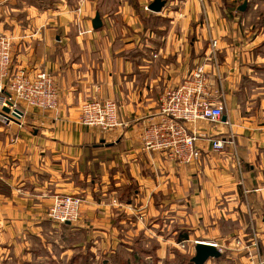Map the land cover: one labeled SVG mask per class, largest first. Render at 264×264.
Returning <instances> with one entry per match:
<instances>
[{
    "label": "crops",
    "instance_id": "0c3cea01",
    "mask_svg": "<svg viewBox=\"0 0 264 264\" xmlns=\"http://www.w3.org/2000/svg\"><path fill=\"white\" fill-rule=\"evenodd\" d=\"M152 1L0 0L11 69L45 70L59 93L55 110L0 121V264L82 254L170 264L185 241L187 264L194 242L221 248L204 264H264V0H165L160 12ZM212 41L218 66L206 82L223 115L184 125L201 135L199 160L144 150L158 96L189 78ZM90 100L114 101L124 126L80 125ZM217 139L228 143L216 152ZM56 194L82 199L76 222L47 219Z\"/></svg>",
    "mask_w": 264,
    "mask_h": 264
},
{
    "label": "built area",
    "instance_id": "2783aa9c",
    "mask_svg": "<svg viewBox=\"0 0 264 264\" xmlns=\"http://www.w3.org/2000/svg\"><path fill=\"white\" fill-rule=\"evenodd\" d=\"M216 41L210 44V53L178 86L163 91L158 96L157 120L145 127L141 143L149 152H161L180 165L192 164L199 160L200 152L196 141L201 135L188 131L185 124L205 121L216 124L223 115V106L212 100L207 88V66L217 67L215 55ZM210 64V65H209ZM58 88L54 78L45 70L34 73L11 69L10 39L0 34V108H9L8 114H2L0 121L8 125L15 118L12 113L21 108H34L39 111L55 110L58 106ZM117 105L110 100H90L80 107L79 123L84 127L98 128L110 132L123 127L117 113ZM21 115L19 116V118ZM224 140H213V151H221ZM82 199L72 195L56 194L52 196L47 209V219L55 224L76 222L79 218ZM198 242H194L196 244ZM188 242H181L179 248L185 249ZM221 251L217 244L211 243Z\"/></svg>",
    "mask_w": 264,
    "mask_h": 264
},
{
    "label": "water",
    "instance_id": "95a60500",
    "mask_svg": "<svg viewBox=\"0 0 264 264\" xmlns=\"http://www.w3.org/2000/svg\"><path fill=\"white\" fill-rule=\"evenodd\" d=\"M164 5H165V0H153L147 9L151 12H160V10L162 9V7H164ZM245 6L246 4L243 3V5L239 7V10L243 11ZM99 27H100V21L98 19V15H96L92 21V28L97 29ZM2 112L5 115L8 114L9 108L4 107L2 109ZM12 115L15 118H19L21 112L15 110L14 113H12ZM222 120L224 121V118H222ZM193 250H194V255L190 259V263L192 264H204L208 259H218L221 256L220 251H218L216 247H214L210 243L198 242L194 244Z\"/></svg>",
    "mask_w": 264,
    "mask_h": 264
},
{
    "label": "rangeland",
    "instance_id": "374dc122",
    "mask_svg": "<svg viewBox=\"0 0 264 264\" xmlns=\"http://www.w3.org/2000/svg\"><path fill=\"white\" fill-rule=\"evenodd\" d=\"M146 10V9H145ZM80 215V214H79ZM211 244V243H210ZM179 246V245H178ZM182 252H183V256L179 255V256H176V253H174L173 257L170 258L169 261H174L170 264H176V261H181L182 264H187L186 261L189 260L190 256H189V253L187 252H184L187 250V247L185 249H180ZM86 256V263L85 264H102V260L99 258V260H95V259H90V257L88 255H85ZM126 255H121L122 258L120 259H111L112 262L114 261H124L125 260V257ZM141 256V260L143 259V255H140ZM147 261V260H146ZM83 262V261H82ZM37 264H61V263H56V262H38ZM64 264H72L71 261L69 260L68 262L64 263ZM75 264H82L81 261H78L77 263ZM109 264V263H108Z\"/></svg>",
    "mask_w": 264,
    "mask_h": 264
},
{
    "label": "trees",
    "instance_id": "16d2710c",
    "mask_svg": "<svg viewBox=\"0 0 264 264\" xmlns=\"http://www.w3.org/2000/svg\"><path fill=\"white\" fill-rule=\"evenodd\" d=\"M85 255H86V254H82V256L79 257V258L81 259V260H79V261H81L82 264H85L86 261H87ZM140 258H141L140 255H139V257H134V258H132V260H133L132 263H134V264H146L145 259L143 258V259L141 260ZM74 260H76V258L72 259V261H71L72 264L78 262V261H74ZM82 261H83V262H82ZM120 264H129V263H128L127 260H124V261H120Z\"/></svg>",
    "mask_w": 264,
    "mask_h": 264
}]
</instances>
